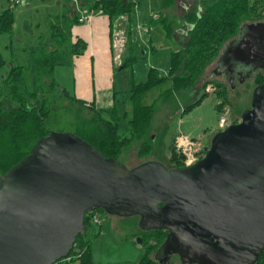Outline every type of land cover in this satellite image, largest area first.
Segmentation results:
<instances>
[{"label": "water", "instance_id": "95a60500", "mask_svg": "<svg viewBox=\"0 0 264 264\" xmlns=\"http://www.w3.org/2000/svg\"><path fill=\"white\" fill-rule=\"evenodd\" d=\"M247 27L257 38L249 63L264 70V21ZM99 209L169 231L162 247L183 264H256L264 252V84L241 121L187 168H129L73 133L40 139L0 175V264H57Z\"/></svg>", "mask_w": 264, "mask_h": 264}, {"label": "trees", "instance_id": "16d2710c", "mask_svg": "<svg viewBox=\"0 0 264 264\" xmlns=\"http://www.w3.org/2000/svg\"><path fill=\"white\" fill-rule=\"evenodd\" d=\"M79 1L83 7L103 12L109 17L111 24L122 14H128L131 19L133 18L134 4L131 0ZM178 1L164 0L162 4L173 10ZM189 3H191L190 9L183 19L176 15L170 19V21H186L192 28L184 48L172 53L169 72L165 75L156 68H151L146 81L132 84L129 108L124 114L128 133L120 131L121 119L116 108L102 112L92 106L87 107L72 97H67L73 106L78 107L75 112L78 123L76 135L99 150L106 158H114L121 162V155L130 150L134 144L139 146V156L148 157L154 154L158 150L159 139L164 140L167 134L165 128H162L158 134L157 115L165 106L162 101L172 92L189 91L198 83L202 84L201 89H205L208 84L214 83L220 89L219 95H224L226 92L224 83L210 79L203 81L204 77L208 78L206 75L208 69L216 63L225 47L238 36L240 27L245 22L254 23L264 20V6L259 1L251 3L250 0H191ZM15 7L4 10L0 15V35L13 33ZM159 21H168V18L165 16ZM77 23H80L78 18L73 20L65 17H57L51 22L52 40L35 56L30 67L31 73L20 65L8 67V74L0 86V175L6 174L17 165L31 153L40 139L50 134L46 131L44 118L50 112L46 94L55 88L54 81L49 80L51 74L57 66L67 63L65 56L70 55L72 59L86 48L81 40L72 42L70 29ZM164 28L169 36L175 34L174 25L168 24ZM136 60L134 57L125 58L121 69L132 66ZM5 66L6 61L0 55V70ZM167 81H172V89L162 93L152 104H147L145 102L147 93ZM263 84L262 72L255 77V86ZM63 91L67 94V91ZM207 95L204 93L200 100L184 108V112L201 104ZM1 99H8L17 107L4 110L1 107L3 104ZM106 114H109V118H106ZM171 153L170 168H184L174 145ZM92 215L93 213H87L85 217L87 232L91 226ZM138 229L137 235L141 236L144 249L138 264H161L157 260V252L165 243L169 231L144 230L140 224ZM86 234L80 235L75 242L83 252V255L75 261L79 264H91L90 251L86 246ZM64 260L57 264L66 262ZM256 264H264V252Z\"/></svg>", "mask_w": 264, "mask_h": 264}, {"label": "rangeland", "instance_id": "374dc122", "mask_svg": "<svg viewBox=\"0 0 264 264\" xmlns=\"http://www.w3.org/2000/svg\"><path fill=\"white\" fill-rule=\"evenodd\" d=\"M90 1L92 2L94 0ZM182 1L188 6L191 5L189 3L191 0ZM255 1L261 2L264 6V0H250L251 3ZM137 2H139L141 12L143 13H160V0H138ZM178 5V7H181L179 2ZM65 6L66 0H26L25 5L14 8L15 25L13 33L0 35V55L6 61V66L0 70V86L4 83L9 71L8 67L11 65L23 66L27 72L29 71L31 73L30 67L35 56L41 49L48 46L52 40L51 22L67 12L64 9ZM12 7L14 6L10 2L0 0V15L4 10ZM186 13L187 11L181 13L178 10V17L183 18ZM135 15V13L132 14L134 17ZM167 18L170 21L171 17L167 16ZM156 23L153 26L148 25L151 27L147 26L151 29V32L141 38L149 42L151 35L155 44H157L156 49L153 48L150 57L144 55L143 57L145 59L139 58L134 63V66H127L124 70L117 72L121 81L125 82L127 79L129 81L133 79V67L137 72L134 75L136 79L140 78V72L143 75L145 71L148 72L151 68H156L166 75L171 68L172 53L184 48L189 31L191 30L188 25H185L184 21L177 26L171 24L174 25V29L176 28L174 31L175 34L172 36L166 33L165 28L160 23ZM256 23L258 22H245L240 27V31L242 28L244 29ZM178 30H182L184 34H178ZM240 31L234 40L240 36ZM139 54H142L141 50L139 48L135 49L134 55L138 56ZM65 59L67 63L57 66L52 72L50 79L48 78L54 81L55 88L46 94L50 112L45 116L44 122L46 131L49 133L77 134L78 123L75 112L78 107L73 106L69 102V99H66L68 94H71L72 77L69 66L71 65L72 59L70 55L65 56ZM215 66L216 64L214 63L208 69L206 75L211 71L209 74L210 78L204 77L203 81L205 82L210 79L225 84L223 80L211 76ZM253 66L250 63L246 64V67L251 70ZM246 74H248V71H246ZM201 85L198 83L194 87L198 91L191 89L189 91L172 92L167 99L162 101L165 106L159 115H157V132L159 134L160 130L165 128L167 134L164 140L159 139L158 150L154 154L148 157H141L138 155L139 146L134 144L130 150L121 155V162L129 168H134L145 162L159 161L170 168L172 166L170 162L172 153L170 151L168 156V151L174 138L179 134H185L195 139H201L203 144L209 145L216 132L218 133L227 128V126L225 128L218 126L220 118L226 112H228L229 126L230 124H236L241 121L243 112L251 107L254 89L256 88L255 76L246 80L241 87H235V91H232L225 84L226 92L224 95H219L220 89L217 86L216 91L212 93L207 91V86L205 89H201ZM172 87V81H167L165 84L150 90L147 93L145 102L152 104L162 93L172 89ZM61 88H66L68 93L64 95V91ZM204 93L208 95L201 104L184 112V108L200 100ZM130 96L128 97L127 103L130 100ZM1 101L3 102L1 107L4 110H11L17 107L15 103L8 99H1ZM117 109L120 112L118 107ZM120 119V131L122 133H128V124L123 120V117ZM125 127H127L126 130H124ZM96 213L99 215L98 217L101 223H91L85 236L86 246L90 251L89 260L91 264H138L144 251L143 243H138L137 241L138 237H141L137 235L139 233L140 217L110 215L102 209L97 210ZM170 251L171 249L168 247H161L157 252L158 262L161 264H183L180 255L178 253L172 255ZM154 256L155 254L152 257Z\"/></svg>", "mask_w": 264, "mask_h": 264}, {"label": "crops", "instance_id": "0c3cea01", "mask_svg": "<svg viewBox=\"0 0 264 264\" xmlns=\"http://www.w3.org/2000/svg\"><path fill=\"white\" fill-rule=\"evenodd\" d=\"M163 1L164 0H160L161 9L159 14L161 15V18L165 16H170L171 18H173L174 15L178 16V10H180L181 13H184L185 11L188 12L190 9L189 6L182 0L178 1L181 7H178L179 5L177 2L173 10L164 7V5L162 4ZM64 9L67 10V12H65V14H63L61 17L73 20L78 18V13L76 12L72 0H66V6ZM152 13L150 12L149 14H146L141 12L139 4V12L135 13V17L133 16V18L131 19L132 21L129 29V47L126 58L134 57L137 60L139 58L145 59L143 56L146 55L147 57H150L153 48L156 49L157 47V44H155L151 35L149 38V42H142L138 39L139 37L135 31V26L138 23L142 24L144 22L143 24L147 26H153L157 24L156 22H158L164 28L167 27L168 24L178 25L183 22L159 21L161 18L158 21H153L151 18ZM61 21H63V19H61ZM184 22L185 25H190L188 22ZM191 28L192 26H189V29ZM70 30L72 34V42L76 43L77 41L81 40L85 43L86 48L81 54H77L72 57V62L69 66L72 77L71 94L69 93L68 96L78 100L79 102H82L87 107L92 106L96 110L102 112L109 111L113 108L117 109L118 107L120 109V112L118 111V115L120 118L123 117V120L125 121L123 113L125 114V112L128 111L129 108L127 100L131 95L130 93L132 84L146 81L149 71H145L143 75L142 72H140V78L136 79L134 75L137 72L133 67V79H130V81L127 79V81L125 80V82L121 81L119 75H117V72H120L122 69H117L112 61L110 34L111 21L109 17L103 12L95 10L92 20L89 23L74 24ZM178 31V34H184L182 30H180L179 32ZM137 48H139L142 52V54H139L138 56L134 55V50ZM134 63L132 66H134ZM208 74H210V72ZM127 77L129 78V76ZM61 89L66 91V88ZM196 90L198 91V89ZM105 116L106 118H109V114H106ZM126 129L127 127H125L124 130ZM175 139L176 138H174V140L172 141V144L168 151V156L173 148ZM61 264H79V262H63Z\"/></svg>", "mask_w": 264, "mask_h": 264}, {"label": "built area", "instance_id": "2783aa9c", "mask_svg": "<svg viewBox=\"0 0 264 264\" xmlns=\"http://www.w3.org/2000/svg\"><path fill=\"white\" fill-rule=\"evenodd\" d=\"M10 2L13 6H22L26 4V0H6ZM134 4V12H138V2L137 0H131ZM72 3L78 13L79 22L82 24L89 23L92 20V17L95 13L94 9L90 7H83L79 0H72ZM151 18L153 21H158L161 18L159 13H152ZM131 17L128 14H122L118 16L115 21L111 24V50H112V61L114 66L117 69H121L124 65L126 54L129 47V29L131 26ZM150 27V26H148ZM147 25H141L138 23L135 26V31L139 35L138 39L144 42L141 39L145 34H149L151 29ZM207 91L215 92L216 86L212 83L207 85ZM228 112H226L219 120L218 126L220 128L228 127ZM231 125V124H230ZM174 149L176 154L180 158L181 164L184 168L191 167L198 163L202 158L205 157L206 153L204 151L205 144L201 142V139H195L185 134H179L174 141ZM93 213L91 218L92 224H100L99 215L96 211ZM83 255V252L74 244V247L68 257L64 261L68 263H73L78 260Z\"/></svg>", "mask_w": 264, "mask_h": 264}, {"label": "flooded vegetation", "instance_id": "af4514ba", "mask_svg": "<svg viewBox=\"0 0 264 264\" xmlns=\"http://www.w3.org/2000/svg\"><path fill=\"white\" fill-rule=\"evenodd\" d=\"M255 36V32L246 27L241 38L239 36L223 50L215 63V68L212 70L211 76L223 80L232 91H235V87H241L249 78L256 77L257 74L264 71L254 66L252 70L246 67V64L250 62L249 60L255 58V53H252L254 44L257 41ZM245 69L248 74H246ZM207 77L210 78V75L207 74ZM210 145L211 143L205 145V152H207Z\"/></svg>", "mask_w": 264, "mask_h": 264}, {"label": "bare ground", "instance_id": "6f19581e", "mask_svg": "<svg viewBox=\"0 0 264 264\" xmlns=\"http://www.w3.org/2000/svg\"><path fill=\"white\" fill-rule=\"evenodd\" d=\"M192 41V40H191Z\"/></svg>", "mask_w": 264, "mask_h": 264}]
</instances>
